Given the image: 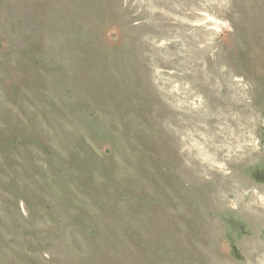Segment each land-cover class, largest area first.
Returning <instances> with one entry per match:
<instances>
[{"label":"rangeland","instance_id":"obj_1","mask_svg":"<svg viewBox=\"0 0 264 264\" xmlns=\"http://www.w3.org/2000/svg\"><path fill=\"white\" fill-rule=\"evenodd\" d=\"M0 264H264V0H0Z\"/></svg>","mask_w":264,"mask_h":264}]
</instances>
